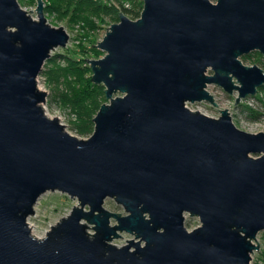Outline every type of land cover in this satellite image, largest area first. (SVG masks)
Segmentation results:
<instances>
[{
	"label": "water",
	"instance_id": "1",
	"mask_svg": "<svg viewBox=\"0 0 264 264\" xmlns=\"http://www.w3.org/2000/svg\"><path fill=\"white\" fill-rule=\"evenodd\" d=\"M143 2L138 19L121 12L107 28L106 55L86 59L109 102L81 139L45 114L37 82L70 35L47 22L43 0L38 19L0 0V264H251L259 250L264 132L187 102L218 106L209 84L236 103L264 86V69L242 61L264 55V0ZM48 191L78 205L37 238L27 219ZM186 214L201 225L188 230ZM123 232L135 239L115 245Z\"/></svg>",
	"mask_w": 264,
	"mask_h": 264
},
{
	"label": "rangeland",
	"instance_id": "2",
	"mask_svg": "<svg viewBox=\"0 0 264 264\" xmlns=\"http://www.w3.org/2000/svg\"><path fill=\"white\" fill-rule=\"evenodd\" d=\"M18 1L21 7L33 18L38 19V12L36 10L37 0L33 2L31 0ZM211 1L217 2V0ZM43 2L47 22L54 27H64L70 35V39L65 47H57L51 52L50 58L46 60L40 75L37 77L39 89L47 93L46 100L41 105L45 114L50 118L57 117L60 123L65 126L66 131L78 138L87 139L93 134L95 123L93 129H90V127L81 129V126L88 118H94L101 105L108 103L109 100L103 94L96 104L92 103L88 98L91 88L88 89V86L85 84V77L82 74L73 75L69 72H67L69 74L64 75L63 73V75L57 76L58 68L69 67L74 62L69 58L70 56L71 58H75V63L84 62V66L90 69L89 78H92L93 72L87 60L100 59L106 55V52L97 46L106 35L107 28L109 30L112 24L120 21V14L115 16L113 12H105L92 16V14L83 13V19H77L72 18V11H67L63 7L62 4L66 0H43ZM48 5L49 9H47ZM31 10L33 12H30ZM127 16L135 20L132 16ZM257 59H259L257 56H253L250 59L242 61L246 65H258L264 69V59ZM208 74H213V72L208 71ZM95 85L99 87L103 86V89H105L104 85ZM207 90L214 95L218 106L208 101L187 102V106L191 110H198L215 118L221 116L220 110L228 109L234 124L238 128L251 133L264 132L263 89H259L255 96L242 99L239 103H236L237 92L229 94L217 84H209ZM116 95H122V93H117ZM79 104L87 108V114L85 110L80 111V108H78ZM77 205L78 200L76 198H71L59 191L44 193L34 207V214L30 215L27 219L29 227L32 225L30 227L31 232L38 237L44 238L52 226L56 225L64 217H67ZM104 207L109 211L121 213V215L126 214L124 207L111 198L106 199ZM116 223L117 221L114 218L111 219L112 225ZM89 225L88 232L92 234L95 231L93 230V225ZM200 225L201 222L198 216L186 214L185 226L188 230H193ZM122 237L113 240V243L117 246H123L127 243V240L135 239L133 234L126 232L122 233ZM256 240H254V243L257 245L259 243L260 246L259 250H255L251 254V264H264V231L258 233Z\"/></svg>",
	"mask_w": 264,
	"mask_h": 264
},
{
	"label": "trees",
	"instance_id": "3",
	"mask_svg": "<svg viewBox=\"0 0 264 264\" xmlns=\"http://www.w3.org/2000/svg\"><path fill=\"white\" fill-rule=\"evenodd\" d=\"M31 1L33 2L34 0ZM62 5L63 7H65L67 11L73 12L72 18L83 19L82 18L83 13H87L88 15L92 14V16L93 15L96 16V15H100V13L113 12L115 16H118L121 12H124L125 14L132 16V18L136 20L141 15L144 2L143 0H66V2ZM47 9H49V5ZM253 56H257L259 59L262 58L264 59V55H262L261 53L252 52L251 54L244 55L242 57V60L250 59ZM69 58L74 62L71 65L69 64L70 65L69 67H64V68L59 67L57 76H61L63 75V73L64 75L69 73L73 75L82 74L86 79L85 84L88 86V89L91 88L90 89L91 92L89 93L90 95H88V98L92 101V103L96 104L100 96H103V94H105V89H103V86L99 87L98 85H95L94 82H92L91 78H89L90 69L84 66V62L75 63L76 62L75 58H71L70 56ZM261 89L264 90V86L260 88V90ZM78 108H80V111L85 110V113L86 114L88 113L86 110L87 108L82 107L81 104L78 105ZM93 119L94 118L90 117L87 119L88 122L84 121L83 125L81 126V129H86L87 127L93 129L94 127Z\"/></svg>",
	"mask_w": 264,
	"mask_h": 264
},
{
	"label": "bare ground",
	"instance_id": "4",
	"mask_svg": "<svg viewBox=\"0 0 264 264\" xmlns=\"http://www.w3.org/2000/svg\"><path fill=\"white\" fill-rule=\"evenodd\" d=\"M32 225H30V227H31ZM35 237H37V238H41V237H38V236H36L34 233H32Z\"/></svg>",
	"mask_w": 264,
	"mask_h": 264
}]
</instances>
